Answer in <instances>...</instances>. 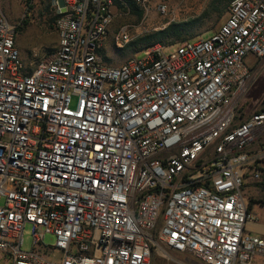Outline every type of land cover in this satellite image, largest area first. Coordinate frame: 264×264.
<instances>
[{"label":"built area","instance_id":"obj_1","mask_svg":"<svg viewBox=\"0 0 264 264\" xmlns=\"http://www.w3.org/2000/svg\"><path fill=\"white\" fill-rule=\"evenodd\" d=\"M49 2L57 45L29 69L0 12V264H264L243 194L264 191V98L239 106L264 62V0L116 67L101 55L112 0Z\"/></svg>","mask_w":264,"mask_h":264},{"label":"rangeland","instance_id":"obj_2","mask_svg":"<svg viewBox=\"0 0 264 264\" xmlns=\"http://www.w3.org/2000/svg\"><path fill=\"white\" fill-rule=\"evenodd\" d=\"M129 5L134 2V7L125 9L115 7L114 19L109 27L108 38L102 48L101 55L108 66H119L131 58H141L146 51L154 45L165 47L166 54L173 51L177 44L196 38H208L217 31L228 15L227 9L221 13L225 0H150L141 5L137 0H119ZM160 7H164L162 12ZM0 12L6 20L16 26V46L24 65L29 69L33 67L45 54L55 48L57 37L53 30L54 11L49 0H0ZM171 24H184L180 39L150 38L152 44L145 45L139 40L151 37ZM127 26L130 30L131 40L122 49L114 47L111 37L120 27ZM253 65V64H252ZM254 78L239 100V106L257 105L264 98V62L253 68ZM250 183V180H248ZM243 194L246 199H264V191L256 190L253 186H245ZM251 205L254 212L261 209L258 202ZM258 215L261 220L264 212ZM22 250H32L31 227L25 225L22 233ZM43 243L53 246L54 237L46 235ZM174 261L191 264V259L180 254H170ZM261 256L254 255L253 264H261ZM174 261L155 257L152 264H177Z\"/></svg>","mask_w":264,"mask_h":264},{"label":"trees","instance_id":"obj_3","mask_svg":"<svg viewBox=\"0 0 264 264\" xmlns=\"http://www.w3.org/2000/svg\"><path fill=\"white\" fill-rule=\"evenodd\" d=\"M229 1L230 0H225V3L221 9V13L224 12V10L227 9V6L229 4ZM114 6H116V8H120V9H125L127 6L129 7H134V2L133 1H129V5H126V3L123 1H119V0H112ZM55 18V17H54ZM185 25L184 24H171L169 25L168 27H166L165 29H163L162 31L156 33L154 36H151V37H143L141 38L139 41L140 42H144L145 45H150L152 44L153 40L151 41L150 38H166V37H169V38H172L174 41H177L180 39V36L182 34V31L183 29H185ZM17 31V28L15 29ZM253 202V200H250V203ZM248 209H249V206H248Z\"/></svg>","mask_w":264,"mask_h":264},{"label":"crops","instance_id":"obj_4","mask_svg":"<svg viewBox=\"0 0 264 264\" xmlns=\"http://www.w3.org/2000/svg\"><path fill=\"white\" fill-rule=\"evenodd\" d=\"M112 9H114L115 10V7L114 6H112ZM256 189V188H255ZM256 190H258V189H256ZM250 200H253V202H258V206L261 208V209H259L257 212H254V208H253V206L251 205V203H253V202H251L250 203ZM250 200H248V203H249V210L252 212V213H262V212H264V199H261V198H259V199H250ZM255 217H256V219H255V221L254 222H252V223H249L248 225H247V229H248V231L251 233V234H253V235H256V236H264V216H262V218H261V220H259L257 217H258V215H256L255 214Z\"/></svg>","mask_w":264,"mask_h":264}]
</instances>
